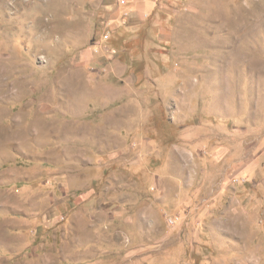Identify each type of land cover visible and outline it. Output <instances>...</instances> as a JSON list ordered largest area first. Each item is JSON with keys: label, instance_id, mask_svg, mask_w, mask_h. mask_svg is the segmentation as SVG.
<instances>
[{"label": "rangeland", "instance_id": "rangeland-1", "mask_svg": "<svg viewBox=\"0 0 264 264\" xmlns=\"http://www.w3.org/2000/svg\"><path fill=\"white\" fill-rule=\"evenodd\" d=\"M0 264H264V0H0Z\"/></svg>", "mask_w": 264, "mask_h": 264}]
</instances>
